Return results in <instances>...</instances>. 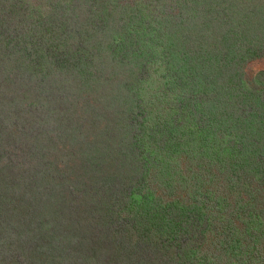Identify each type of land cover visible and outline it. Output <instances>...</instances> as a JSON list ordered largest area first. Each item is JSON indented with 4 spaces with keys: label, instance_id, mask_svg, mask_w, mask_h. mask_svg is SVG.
<instances>
[{
    "label": "rangeland",
    "instance_id": "374dc122",
    "mask_svg": "<svg viewBox=\"0 0 264 264\" xmlns=\"http://www.w3.org/2000/svg\"><path fill=\"white\" fill-rule=\"evenodd\" d=\"M72 1L80 9L71 14L77 21L61 22L65 33L57 43L53 33L38 43L37 28L47 27L41 18L56 1L0 0V14H25L12 22V42L0 40L4 264H146L156 259L157 249H147L151 237L158 238L155 220L175 229L189 264H204L205 257L224 264L223 241L244 240L252 225L264 234V0ZM95 4L99 13L91 14ZM109 25L116 40L125 30L150 29L147 35L160 41L159 59L146 69L139 59L121 64L107 49L109 40H101ZM188 33L189 60L183 52ZM229 45L238 50L233 59L219 55ZM163 49L178 61L175 69L165 64L170 56L165 51L164 62ZM186 63L190 72L193 63L199 67L201 90L209 95L204 125L178 111V99H189L180 85ZM236 101L248 125L241 144L230 118L216 125ZM134 146L141 158L129 164ZM9 214L29 223L12 225L16 234L32 219L44 220L40 232L51 243L43 253L37 246L29 252V238L15 243Z\"/></svg>",
    "mask_w": 264,
    "mask_h": 264
},
{
    "label": "trees",
    "instance_id": "16d2710c",
    "mask_svg": "<svg viewBox=\"0 0 264 264\" xmlns=\"http://www.w3.org/2000/svg\"><path fill=\"white\" fill-rule=\"evenodd\" d=\"M41 1V0H40ZM55 2H51L50 4L53 5L52 10L49 11V14L47 16H43L41 18V22H44L46 20V26H44L43 24L41 25L40 28H37L39 31V36L40 37H36L33 40H37L38 43H40V41H42L45 37V34H49L51 35L53 33V35L57 36V37H53V41L54 43H57L55 41H59L61 39V33H65V31H63L61 29V25H62V21H68V20H73V22L77 21L76 19L71 18V14L77 13L78 11H80L79 8L74 7V5L72 6L71 3H73L72 0H61L62 2H59L58 0H55ZM92 1V4H94V1ZM80 4H83L82 2L78 1ZM100 5L99 4L97 6V4H95L94 6V10L91 12V14L94 13H99V9H100ZM26 8V7H25ZM115 9H117V6L115 7ZM37 10H38V5H37ZM4 9L0 8V13L3 12ZM10 17L5 16V14H0V36H4V39H0V40H4V41H8V42H12V40H8L11 35L14 34L13 31V24L12 23L15 19L17 20V22H19L21 20V18L25 15L23 12L21 14L15 15L14 13H9ZM15 17H14V16ZM19 15L21 18H19ZM67 15H69V17H67ZM183 17V16H181ZM105 19L107 21H110L109 23L112 24V21H115L112 18V15L107 14L105 16ZM56 25H55V24ZM59 23V24H58ZM108 23V22H106ZM105 23V24H106ZM55 25V26H54ZM131 25L130 23L127 24ZM147 27V26H146ZM261 28L264 29V22H262V25L260 26ZM257 29V28H256ZM60 30V31H58ZM11 31V32H9ZM54 31V32H53ZM126 33L125 35L122 37V39L120 40V38L114 39L113 38V33H112V27H110L109 25V31L106 34L105 37H101V40H109V44H106L108 47L107 49H109L111 51L112 54H114V58L116 59L117 57L119 58V60H121L123 63V65H130L133 61H137L142 60L141 61V66L142 69H146V63L150 62L151 60L157 59L158 57L156 56V51H157V47L161 46V45H157L156 43L160 42V41H156L153 37H150L149 35H147V33L149 31H151L150 29H135V30H125ZM189 32V31H188ZM258 33V32H256ZM67 34V33H66ZM65 34V35H66ZM65 35L63 37H65ZM88 37H92V34L87 33ZM163 36V35H161ZM191 38L192 35L191 33H188L185 35V39H187V41H189L186 45V50L184 48V53H185V59H191L190 58V54H188L190 51L188 50L190 48L191 45ZM220 39H224V35L220 36ZM13 40H15V37L13 38ZM126 41L127 44H122V41ZM118 42V43H117ZM100 43H103L100 41ZM190 43V44H189ZM104 45V44H102ZM157 45V46H156ZM36 45H33V48ZM105 46V45H104ZM104 46H100L104 47ZM174 45L169 44V47H172ZM92 47V46H91ZM156 47V48H155ZM188 47V48H187ZM60 47L57 46V49H59ZM90 48V47H89ZM236 47H231L229 45V47L225 48V50L221 53H219L220 56H230L232 59L236 56L239 55L238 54V50H236ZM145 50V51H144ZM241 50V49H240ZM42 52V50H40ZM166 53L169 55L168 50H166ZM165 51L164 49L160 52L161 57L163 58L164 62H165ZM236 52V53H235ZM198 55H200V52H197ZM65 55V53H63ZM147 54V55H146ZM146 55V56H145ZM147 58H145V57ZM201 56V55H200ZM206 56V55H205ZM113 57V55H112ZM218 57V56H217ZM29 66L31 67V69H36L37 67L39 68V63L38 61H34L31 60V58L29 57ZM159 59V58H158ZM138 62V61H137ZM177 62L175 59H173L170 56V60H168L167 62H165V64L171 67V65H177ZM151 63V62H150ZM197 64L200 65V67L202 68V62L199 61L196 62ZM175 66H172L171 68L175 69ZM186 77H185V81L182 82L181 85V91L183 90L185 97L189 96V99L186 101L184 100V98L182 99H178V104L180 105L178 108L182 114V111L187 110L189 111L192 115H193V120H195V122L200 123L201 125L206 124V120L209 118L206 115H210L211 109H208V102H209V95L206 93V91L201 90V83L199 81V77L201 75V71L199 69V67L196 64H192V72H190V63H186ZM228 69L231 68V66H227ZM169 73H171L170 71H167ZM220 72V69H219ZM191 73V74H189ZM172 78L174 80L175 77L174 76H178L177 74H173V72L171 73ZM91 77V74L88 73L86 77ZM89 77V78H90ZM229 78V77H228ZM232 81V80H231ZM215 85L218 87L219 90L221 91H227V90H223V87H220L221 83H218V81L216 79H214ZM223 84V83H222ZM230 86H233L230 84ZM234 88H237L235 83H234ZM233 96L236 97L237 96V91L233 92ZM193 97H197L198 101H196L195 98ZM241 101L243 103H245L244 98L241 99ZM241 101L238 102L236 105L235 103H233L232 110L229 106H227L229 113H227L226 115L221 114V119H218L217 122L220 124H216L218 127H220L221 125L225 124V120L229 119L232 121V123L235 126V132L239 133L240 135L238 136L240 143L241 144L242 141H244V139L246 137H244L245 132L247 130L248 125H245L244 120H242V118L244 117L243 111L241 110ZM192 102V103H191ZM214 106V105H213ZM211 108V107H210ZM232 111V112H231ZM208 112V113H207ZM207 117V118H206ZM225 120H223V118ZM243 122V125L245 126H241L238 127V123L239 122ZM220 130V128L218 129V131ZM241 131H243L241 133ZM209 132V131H208ZM213 134L216 135V132H213ZM219 134V133H218ZM203 136V134H202ZM137 147V148H135ZM131 152H128L126 154V157L129 158L133 153H135L133 155V160L129 159L128 163L129 164H135L137 159L141 158V154H139V147L138 146H134L132 147V149L130 150ZM137 164V163H136ZM135 185V184H134ZM157 208V206L155 207L152 206L151 209ZM205 220L207 219V216ZM36 220V219H35ZM32 219V223L30 224L31 226H25V227H21L19 228V233H17L16 227L12 226L14 224H29L26 219H22V218H17L15 216V218L9 214V229L11 231V235H13L15 237V243L17 242H21L22 239V243L26 242L25 238H29V240L31 242H33V246L29 249L30 253H34L37 249V247H39L40 252L43 253L44 252V247L49 245L51 242L50 241H46L45 240V234L44 232H40V227H42L44 220H36ZM206 223H212L210 222V220H206ZM154 233L157 235V239H154L153 236L151 237V235L148 236L151 237V239L147 242L149 247L147 248L149 251H153V247H155L157 250H154L156 253H154V258L156 259H152L151 261H147L146 264H189L190 260H187V254L183 253L181 254L179 252L180 248L178 247V245L176 244V239L173 238L174 235V231L175 229L171 226L167 225H161L160 223H158V221L155 220V224L152 227ZM257 226L252 225L251 229L249 230L250 233L248 234V236L246 238H244V240H239V239H235L231 240L230 242L228 241H223L222 242V249L225 252L223 258H224V264H264V248H263V244H264V234H261L260 232H258L259 230L256 229ZM43 230V229H42ZM7 229L6 227L1 225V220H0V235L3 233H6ZM27 234V235H25ZM258 234V236H256ZM161 237H166L168 240H158ZM45 241V243H44ZM146 243H143L142 245H145ZM232 244V245H231ZM37 246V247H36ZM137 247V245H136ZM135 247V248H136ZM237 249V255L233 256V260H231V256L232 254H234V251H236ZM171 250L174 252L172 253ZM117 251H120L119 248L117 249ZM144 251H146V249H144ZM157 252L160 255H157ZM127 256V260H130L135 254L134 253H130V254H125ZM201 256H205V253H202ZM222 257V254L219 256ZM0 258L2 260H0V264H4V259L3 257L0 256ZM123 258V256H122ZM148 260H150L151 258L148 256L147 258ZM204 264H210L211 262V258H202L200 259ZM217 260V259H216ZM213 260L214 264H217V261ZM221 264H223V262L220 261Z\"/></svg>",
    "mask_w": 264,
    "mask_h": 264
}]
</instances>
